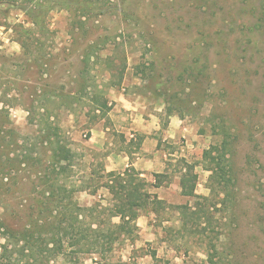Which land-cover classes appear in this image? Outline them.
Wrapping results in <instances>:
<instances>
[{"label":"rangeland","instance_id":"1","mask_svg":"<svg viewBox=\"0 0 264 264\" xmlns=\"http://www.w3.org/2000/svg\"><path fill=\"white\" fill-rule=\"evenodd\" d=\"M147 137L161 163L126 169L151 199L107 261L264 264V0H0V264L13 229L38 215L58 143L72 156L59 183L102 211L117 202L106 173L126 170L107 167L109 152L153 156ZM188 175L195 196L173 185ZM25 245L9 246L14 264L101 260Z\"/></svg>","mask_w":264,"mask_h":264},{"label":"trees","instance_id":"2","mask_svg":"<svg viewBox=\"0 0 264 264\" xmlns=\"http://www.w3.org/2000/svg\"><path fill=\"white\" fill-rule=\"evenodd\" d=\"M106 104L104 102L102 105ZM58 145L59 147L51 150L53 151L51 165L43 168L42 185L46 193L37 201L38 215L34 212L26 215V220L21 224L20 230L13 229L16 233H10L12 241L9 239L7 244L2 245L1 257L6 260V264H14V261L10 259L12 251V248L9 249L10 245L22 242L27 245L25 248L32 250L34 246L39 245V241H44L45 244L42 251L51 254L53 258L61 254H71L79 262L83 256L97 254L101 257V260H97L98 264H110L107 260L114 251L115 242L121 236L132 234L133 230L137 228L135 221L138 213L135 207L147 205V201L151 199L145 190L147 181L141 177L140 171L131 167L123 172L109 171L106 173V176L111 179V184L105 183L104 186L109 189L117 201L113 207L98 211L92 206H82L77 201H73L71 195H73L75 187L69 189L65 184L59 183L61 182L60 178L56 175L66 171V167L61 162L72 158L71 151L66 146L59 143ZM205 156L219 165L220 171L217 172V176L221 181L223 179L226 181V169L219 162L221 158L215 157L212 150H207ZM52 173L56 176L50 178L49 175ZM158 176L156 175V182L153 183L155 187L160 184ZM196 178L195 175H188L180 180L183 195L195 196L196 183L194 181ZM189 184H191L190 188H188ZM152 199L165 205L164 200ZM176 208L182 214L188 206L183 204ZM106 213V219H98ZM114 217H118L119 221H113ZM103 221L108 222L109 226L104 227ZM4 226L1 225L0 228H6ZM8 228L7 230L10 231ZM4 234L9 238L10 235L8 236L5 232Z\"/></svg>","mask_w":264,"mask_h":264},{"label":"crops","instance_id":"3","mask_svg":"<svg viewBox=\"0 0 264 264\" xmlns=\"http://www.w3.org/2000/svg\"><path fill=\"white\" fill-rule=\"evenodd\" d=\"M123 119H126V117H121ZM172 123H176L174 118L172 119ZM133 128V127H131ZM146 125L143 127V132L148 133L149 131H147ZM149 128V126H148ZM129 135L131 136V138L135 135L134 132L132 131H128ZM131 138H129V142L132 140ZM153 140L149 141V137L145 138L143 144H142V148L144 151L148 152L151 148L153 149V156L151 155H147L143 154V155H137L134 152H128L125 149L122 150H111L108 154V163H107V167L110 170H125L127 167H129L130 165H134L138 170L144 169V168H150V166H156L158 164L161 163V158L159 157V152L161 151V149L157 148V143H158V138H152ZM150 144H153L154 147H151ZM155 150V151H154ZM130 155H137V157H132ZM166 155V154H165ZM144 174V172H142V175ZM156 182V181H153ZM173 185H175L177 187V189H179L180 183H173ZM181 187V186H180ZM196 191V190H195ZM181 192H182V188H181ZM197 192V191H196ZM175 195H177L175 193ZM172 196H174V192L172 193ZM184 196V195H183ZM188 197V196H187Z\"/></svg>","mask_w":264,"mask_h":264}]
</instances>
